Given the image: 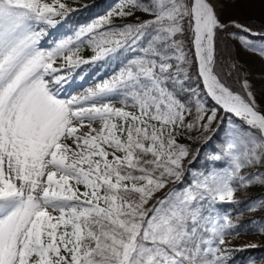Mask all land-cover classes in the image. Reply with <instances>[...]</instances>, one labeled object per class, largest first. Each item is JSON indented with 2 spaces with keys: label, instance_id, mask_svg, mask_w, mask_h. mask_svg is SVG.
Instances as JSON below:
<instances>
[{
  "label": "snow or ice",
  "instance_id": "obj_1",
  "mask_svg": "<svg viewBox=\"0 0 264 264\" xmlns=\"http://www.w3.org/2000/svg\"><path fill=\"white\" fill-rule=\"evenodd\" d=\"M222 7L116 0L44 49L77 9L0 0V264H235L259 247L231 241L264 235V220L238 222L264 196L236 198L264 187V102L225 38L264 57V31ZM98 63L112 72L67 94ZM213 137L212 166L193 169ZM241 204L235 220L223 207Z\"/></svg>",
  "mask_w": 264,
  "mask_h": 264
},
{
  "label": "trees",
  "instance_id": "obj_2",
  "mask_svg": "<svg viewBox=\"0 0 264 264\" xmlns=\"http://www.w3.org/2000/svg\"><path fill=\"white\" fill-rule=\"evenodd\" d=\"M116 2V0H93L91 4H89L90 7L81 9H77L74 6H71L76 11L72 12L70 14V18L72 20L73 25L80 26L85 23L90 22L92 19H94L98 14H100L101 10L105 7H107L110 4H113ZM223 3L226 5L228 4H236L232 3L231 0H223ZM227 4V5H228ZM137 15H141L143 18V14L137 13ZM250 15L245 16L243 19L237 20L238 22L252 27L254 31L260 32L264 31V21H256L251 18ZM231 31H238L236 29H231ZM247 35V34H245ZM227 42V52H231L235 58L239 61L240 65L243 67L244 72L248 75L251 83L253 84V90L256 93L257 99L259 101L264 102V57L259 55L258 53H250L251 51H246L241 45L236 41L231 39L230 37H226ZM252 39H258L257 37H252ZM223 50V45L221 46ZM243 48V49H242ZM227 52L225 54H227ZM250 54V55H249ZM254 55V56H253ZM261 56V57H260ZM259 59V60H258ZM263 61V63H262ZM257 63V64H256ZM215 137H213V140H210L208 144H205L203 148L201 149V155L197 159V161L191 165L193 169H198L201 171H207L209 170V167L212 166V162L206 160L205 155V149H209L211 151H216L215 149ZM180 142L190 143V141L186 139H181ZM193 148L197 147L196 144L191 145ZM246 172L252 171L251 169H246ZM264 196V187L260 186H254L249 187L245 191H240L236 193V198L241 201H248V200H254L257 197ZM224 208H232V217L235 220L237 213H239L244 205L241 204L238 207L230 206V205H223ZM262 213L255 212H248L244 211L243 215L239 217V223L241 225H247L252 220H264V210ZM244 234V233H242ZM244 235H254L258 237V239H263L264 235L262 234H253L251 231L248 232V234ZM260 257L264 256V245L259 246L255 249H246L245 251H242L237 257H235L233 260L235 261V264H247L248 260L253 257Z\"/></svg>",
  "mask_w": 264,
  "mask_h": 264
},
{
  "label": "rangeland",
  "instance_id": "obj_3",
  "mask_svg": "<svg viewBox=\"0 0 264 264\" xmlns=\"http://www.w3.org/2000/svg\"><path fill=\"white\" fill-rule=\"evenodd\" d=\"M92 1L93 0H79V3H74V0H65L66 3H69V4H71L77 8H81V4H90ZM106 8H104L100 14H103ZM219 15H220V19L222 21H231V20L237 21V20L243 19L247 15H250L253 20L264 21V5H261L259 2H255V3L239 2V3L233 4V5L232 4H228V5L223 4L222 9L219 8ZM69 17L66 21H64L62 24L58 25L56 28L48 29V35H46L41 40V46L43 44L44 49H47V48L50 49L53 46L54 41L64 37L66 34H71L72 29H70L67 24H70V26H73L74 27L73 29L78 27L76 25L75 26L71 25L72 20ZM114 23L119 24V23H122V21L114 20ZM81 55L84 56L85 58L90 57V55H92V51H91V49L85 47L84 49H82ZM58 63H59V61H58ZM90 67H92V66L82 65L80 69L76 70L77 73H85V78H84V80H79L77 78L76 82L74 84H72L70 87H67V94H72V95L81 94V93H83L84 89H86L89 86L91 87L95 82L98 81L97 78H98L99 74L92 77V79L89 82L88 77L91 74H93V67L92 68H90ZM112 70H113L112 68H109L110 73L112 72ZM67 94L65 96H62V98H67ZM117 106H119V105H117ZM94 126H98V125H94ZM81 131L82 132L86 131V129H82ZM181 143H185V142H181ZM216 167H219V166H216ZM262 212L263 211H257V213H262ZM248 243H256L259 246H262V245H264V238L259 240L258 237H255V236L243 235L241 237L233 238L231 241L232 246H238V247L243 246V245L248 244ZM240 253L241 252L234 253L233 259L235 257H237Z\"/></svg>",
  "mask_w": 264,
  "mask_h": 264
},
{
  "label": "bare ground",
  "instance_id": "obj_4",
  "mask_svg": "<svg viewBox=\"0 0 264 264\" xmlns=\"http://www.w3.org/2000/svg\"><path fill=\"white\" fill-rule=\"evenodd\" d=\"M224 4V3H223ZM228 4V3H227ZM226 4V5H227ZM225 7V6H224ZM224 10V9H223ZM217 11L219 12V8L217 9ZM226 16V15H225ZM264 24V23H263ZM70 25V24H69ZM68 25V26H69ZM70 29H73L74 27L72 26H69ZM42 47H44V45L42 44ZM49 47V46H48ZM48 49V48H47ZM243 49V48H242ZM252 53V52H250ZM93 54V53H92ZM256 54V53H255ZM250 55V54H249ZM91 56V55H90ZM254 56V55H253ZM261 57V56H260ZM259 60V59H258ZM264 61V60H263ZM262 61V63H263ZM257 64V63H256ZM86 66H92V65H86ZM93 67V74H91L89 77H88V80L90 82V80L92 79V77H94L95 75L99 74L98 75V80L108 74H110L109 72V68L108 67H101V64L98 63L96 66H92ZM90 67V68H92ZM108 68V69H107ZM111 71V70H110ZM90 87V86H89ZM88 88V87H87ZM66 94H62V96H65Z\"/></svg>",
  "mask_w": 264,
  "mask_h": 264
}]
</instances>
